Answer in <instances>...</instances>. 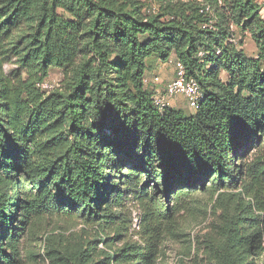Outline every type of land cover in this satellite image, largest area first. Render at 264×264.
<instances>
[{"label":"trees","instance_id":"16d2710c","mask_svg":"<svg viewBox=\"0 0 264 264\" xmlns=\"http://www.w3.org/2000/svg\"><path fill=\"white\" fill-rule=\"evenodd\" d=\"M157 1L158 12L148 15L139 0H0V264H21L24 231L48 211L79 212L111 249L131 226L129 195L141 209L138 239L98 259L83 248L65 259L157 264L161 239L174 234L176 204L213 175L227 184L216 198L224 210L207 242L208 262L260 264L264 71L248 77L233 70L239 62L228 27L250 7L242 0ZM206 8L217 20L211 28L203 27L211 20ZM172 54L203 90L191 115L159 111L144 85L146 58L165 62ZM8 56L17 65L12 78L2 69ZM54 67L64 79L45 93L38 85ZM255 139L260 152L237 166Z\"/></svg>","mask_w":264,"mask_h":264},{"label":"rangeland","instance_id":"374dc122","mask_svg":"<svg viewBox=\"0 0 264 264\" xmlns=\"http://www.w3.org/2000/svg\"><path fill=\"white\" fill-rule=\"evenodd\" d=\"M139 1L144 6L143 12L145 14L158 12L159 3L157 0ZM242 1L248 3L250 10L248 15L240 19L239 24L234 23L232 20L228 22L231 32L229 42L230 49L233 50L235 59L239 62V65L234 64L233 70L240 71V67L243 73L245 71L249 77L254 69L260 72L264 71V57L260 53V47L264 41V0ZM221 5L223 4L221 3ZM207 11L211 17L207 26L211 28L217 20L212 10L207 9ZM175 58V54H172L165 62L161 61L157 55L146 58L145 78L148 81H152L155 76L163 81L171 79ZM2 69L7 76L12 78V74L17 69L14 57L8 56L3 61ZM69 71L70 68H67V72ZM220 78L224 83L227 82V72L221 70ZM63 79L64 69L50 68L47 77L38 87L45 93H49L58 88ZM243 95H247V91H244ZM177 98L171 107L182 110L185 115L196 112L195 109L187 105L186 100ZM259 139L262 140L261 143H264V136L260 135ZM257 142V139H255L254 144L244 152V156H240L237 160V166L244 162L245 155H247L248 160L246 162H248L253 155L260 152V147L256 145ZM237 173L238 168L234 169V176ZM20 176L24 179L23 174ZM215 178L214 175L207 178L204 186H198L188 197L180 198L179 202H182V204L181 206L176 204V206L181 208H179L180 210L174 216L169 227V230L173 231L174 234L165 235L161 239L157 264H210L205 255L207 242L216 232V227L224 210L221 203H216V198L218 193L224 191V186L227 184L226 179L221 185ZM27 184L32 185L33 181L28 179ZM151 191L155 192L152 188ZM230 191L237 192L236 189ZM155 196L165 202L163 195L155 193ZM235 199L236 197L231 198V206L234 204ZM166 204L173 206L174 201L168 200ZM125 205L130 215L131 226L127 232L123 231L121 233V237L123 240H137L136 231H138L141 209L132 195L125 199ZM108 232L111 236L112 231ZM104 234V232L97 230L95 224L87 223L85 217L79 212L48 211L43 217L34 220L24 231L19 246L21 264H68L65 254L78 248L88 250L93 259H98L105 252L120 247L123 242V240L116 241L111 249H107L102 243V235ZM100 239L102 240L100 241ZM256 261L264 264V252Z\"/></svg>","mask_w":264,"mask_h":264},{"label":"built area","instance_id":"2783aa9c","mask_svg":"<svg viewBox=\"0 0 264 264\" xmlns=\"http://www.w3.org/2000/svg\"><path fill=\"white\" fill-rule=\"evenodd\" d=\"M206 26L207 24L203 27ZM144 85L152 93L153 105L161 112L167 107H171L177 97H183L190 108L196 109L203 97L200 84L194 77L187 75L186 67L177 58L173 60V77L171 79L163 81L155 76L152 81H148L144 77Z\"/></svg>","mask_w":264,"mask_h":264},{"label":"crops","instance_id":"0c3cea01","mask_svg":"<svg viewBox=\"0 0 264 264\" xmlns=\"http://www.w3.org/2000/svg\"><path fill=\"white\" fill-rule=\"evenodd\" d=\"M178 98H181L182 100H185L183 97H178ZM178 98H177V99H178Z\"/></svg>","mask_w":264,"mask_h":264}]
</instances>
